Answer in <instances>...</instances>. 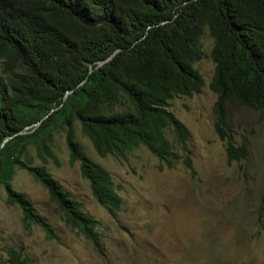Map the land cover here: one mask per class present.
<instances>
[{
    "label": "trees",
    "instance_id": "16d2710c",
    "mask_svg": "<svg viewBox=\"0 0 264 264\" xmlns=\"http://www.w3.org/2000/svg\"><path fill=\"white\" fill-rule=\"evenodd\" d=\"M211 39L213 131L226 161L245 157L228 133L227 104L264 106V0H0V186L16 205L21 226L56 235L25 194L9 184L25 170L76 230L100 251L97 221L44 168L57 165L51 132H64L69 165L78 163L93 200L111 217L120 198L108 172L74 139V123L95 153L124 159L139 146L156 170L180 163L195 176L188 131L168 110L174 96L198 93L203 30ZM53 131V132H54ZM32 147L42 165L30 166ZM22 157L24 160H22ZM6 250L7 264H25Z\"/></svg>",
    "mask_w": 264,
    "mask_h": 264
},
{
    "label": "rangeland",
    "instance_id": "374dc122",
    "mask_svg": "<svg viewBox=\"0 0 264 264\" xmlns=\"http://www.w3.org/2000/svg\"><path fill=\"white\" fill-rule=\"evenodd\" d=\"M210 48L204 29L201 58L194 64L202 87L189 97H172L167 107L188 131L195 176L189 177L180 163L157 171L156 158L141 146L124 159L100 157L75 122L74 139L108 172L120 198L111 217L91 197L78 163L68 164L63 130H53L50 147L57 165L47 159L43 166L97 221L100 251L69 229L45 189L15 167L10 186L26 195L56 240L45 239L37 225L23 228L20 209L5 203L0 186V264H7L9 248L21 250L25 264H264V106L253 110L228 102L232 145L243 146L246 154L227 162L224 141L213 131L214 94L207 85L213 68ZM27 154L28 165H42L32 147Z\"/></svg>",
    "mask_w": 264,
    "mask_h": 264
},
{
    "label": "clouds",
    "instance_id": "9594fccd",
    "mask_svg": "<svg viewBox=\"0 0 264 264\" xmlns=\"http://www.w3.org/2000/svg\"><path fill=\"white\" fill-rule=\"evenodd\" d=\"M208 85V84H207ZM217 137V136H216ZM218 138V137H217ZM224 145H225V143H224ZM224 154H225V152H224ZM226 158V157H225Z\"/></svg>",
    "mask_w": 264,
    "mask_h": 264
}]
</instances>
